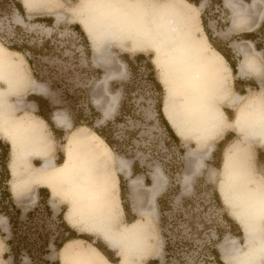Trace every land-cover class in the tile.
<instances>
[{"label":"rangeland","instance_id":"obj_1","mask_svg":"<svg viewBox=\"0 0 264 264\" xmlns=\"http://www.w3.org/2000/svg\"><path fill=\"white\" fill-rule=\"evenodd\" d=\"M78 1L38 0L26 9L24 0H0L1 45L5 48L8 45L20 46L22 52H19V56L24 60L27 75L48 88L45 95L23 91V108L16 110L15 114L19 116L22 111L36 114L33 104L26 101L41 99L44 101L41 113L50 115L53 110L59 111L70 122L77 121L78 125L74 127L71 123V128L85 126L90 130H100L111 145L113 158L123 159L129 168L132 163L136 164L137 172L130 177L138 179V194L147 205H150L147 188L152 185L153 174L159 173L160 186L152 200L155 214L148 217L152 244L159 249L155 256L144 259L143 264L153 259L157 260V264H215L210 250L220 252L222 259L220 244L225 238H236L237 243L244 244L245 231L230 213L220 192L223 180L221 167L217 170L212 167L222 163L224 147L235 139L242 140L241 134H229L226 140L217 145V137L233 130L228 128L200 146L192 138L178 135L180 138L176 140L168 135L156 107L158 100H161V111L165 117V88L160 81L162 65L157 62L154 49L158 41L153 40L143 52H130L116 42L101 43L98 52H94V44L82 29L75 13ZM243 1L251 4L252 0ZM198 2H190L188 13L194 26L202 25L206 41L213 48L231 45L234 53L242 57L241 48L247 51L250 46L254 48L253 43L251 45L250 41L243 40L242 31L256 30L255 42L260 48H256L254 56L261 75L248 73L234 76L230 71L229 87L231 93H245L242 102L259 94L264 98V25L258 30L259 25L264 23V0H258L255 11L248 8L251 21L234 25L236 27L232 25L231 13L224 6V0ZM14 3L21 4L23 12H18ZM256 19L259 21L253 25ZM76 25L80 26L86 38ZM137 55H141L138 60ZM26 57H30L31 65ZM128 61L132 62V68ZM109 72H115V76L104 85L101 82ZM150 73H153V78H150ZM153 79L160 84V91L155 88ZM247 84L251 85V89ZM176 94L183 103L184 91L180 89ZM111 96L117 98V106L111 115L104 117L95 101L99 99L102 104L113 106ZM12 98L15 99V96ZM238 105L229 106L221 102L219 106L226 111L229 119H233ZM32 108L33 113L30 111ZM44 131L54 149L51 156L57 158V162L63 161L70 130H62L61 127L54 129L50 125L46 129L44 124ZM249 145L255 171L264 178L263 159H260L264 148L259 142H250ZM212 149L215 152L211 155ZM33 163L39 164V160ZM118 174L123 175L121 172ZM123 180L119 194L117 182L114 191H117V199L125 212L120 219L125 222L139 215L132 208L134 200L128 178L124 177ZM36 185L21 189L20 194L15 196L19 199L13 200L20 209L18 230L25 233L29 243L26 250L20 253L19 264H61V247L56 251L54 241L60 243L66 237L61 230V217L69 208L70 196L65 186L69 187L70 184L59 181V187L52 195L55 198L50 201V210L36 202ZM216 193L219 198L215 196ZM0 220V228L4 231L0 246L4 252L7 251L5 240L12 236L6 217L0 214ZM76 229L79 235L87 238L83 244L91 242L103 250L109 261L119 260L116 251L100 235L87 234L79 227ZM0 264H12L11 256L4 260L0 257Z\"/></svg>","mask_w":264,"mask_h":264},{"label":"bare ground","instance_id":"obj_2","mask_svg":"<svg viewBox=\"0 0 264 264\" xmlns=\"http://www.w3.org/2000/svg\"><path fill=\"white\" fill-rule=\"evenodd\" d=\"M34 1L38 0H24V8L28 9ZM257 4L258 0H252L251 4L224 0L232 23L237 24L248 20V8L255 10ZM190 6L187 0H79L75 13L94 44V52L105 42H116L130 52H143L153 40L158 41L154 49L155 58L162 65L163 112L177 135L192 138L200 146L228 128L241 134L242 140L235 139L224 148L220 192L230 213L245 231L244 244L237 243L236 238H225L220 249L226 264H264V178L255 171L249 145L259 142L264 146V98L259 94L242 102L245 95L230 92L229 67L220 52L206 41L202 25L192 24ZM241 51L238 74L243 76L248 71L259 74L254 53L242 48ZM25 67L18 52L0 43L3 85L0 84V132L11 145L14 196L21 189L42 183L53 195L59 181H67L70 186L65 188L70 199L65 221L87 234L100 235L119 256L117 262H111L95 245L83 244L84 240L75 238L61 246V264H143L144 259L155 256L159 249L152 244L148 224V217L155 214L152 200L160 186L159 173L153 174L152 185L147 188L150 199L147 205L138 194V179L129 176L128 164L121 158H113L109 145L88 127L71 128L70 120L59 111L52 113V121L70 133L64 159L56 164L51 156L52 143L44 131L45 121L26 111L19 116L15 114L23 108V91L48 93L45 84L29 78ZM113 76L115 72L107 73L101 83L105 85ZM180 89L184 91L183 103L176 94ZM111 101L113 106L104 105L99 99L95 101L104 117L111 115L117 106L115 96H111ZM221 102L229 106L239 103L233 120L226 118L219 106ZM31 155L41 159V164L32 166L28 162ZM19 167H24V177H19ZM120 172L129 176L132 208L140 216L130 222L121 221L123 210L114 191L116 174Z\"/></svg>","mask_w":264,"mask_h":264},{"label":"trees","instance_id":"obj_3","mask_svg":"<svg viewBox=\"0 0 264 264\" xmlns=\"http://www.w3.org/2000/svg\"><path fill=\"white\" fill-rule=\"evenodd\" d=\"M189 2H192L194 4H198L199 0H188ZM15 5V8L18 12H23V7L21 4H18V3H14ZM263 25L264 23L261 24V26L258 28V30H261L263 28ZM79 31H80V34H82V36H84V38H86V35L84 34V32L82 31V29L80 28L79 25H76L75 26ZM256 39V33L254 34V40ZM260 48V46H257ZM8 49H11L13 51H16V52H22V48L20 46H17V45H8L7 47ZM141 58V55H137L136 56V60L140 59ZM26 61L28 62V64L31 65V61H30V57H26ZM227 62L231 68V71L233 74L236 73V70H235V64L231 61H229L227 59ZM128 65L131 66L132 68V62L128 61L127 62ZM150 78H153V73H150L149 74ZM153 83H154V86L155 88H157L159 91H160V84L158 83V81L156 79H153ZM161 100H158V103H157V110H158V116H159V119L160 121H162V123L166 126L167 130H168V133L171 135L172 138L178 140V138L174 135L173 131L171 130V128L169 127L168 123L166 122L165 118L163 117L162 115V112H161ZM74 122V126H77L78 123L77 121H73ZM109 124V123H108ZM102 139H104V141L111 147L110 143L108 142V140L103 136L102 132L100 130H97V129H93ZM226 140V138L224 139ZM222 140V141H224ZM221 141L217 143V145L219 144L220 145ZM216 145V146H217ZM7 148H8V145H7ZM225 148V147H224ZM7 151V150H6ZM215 152V151H214ZM5 153V152H4ZM3 153V154H4ZM3 156H6V153L5 155ZM260 159H263V164H264V154L260 156ZM220 164L221 162L219 163L218 166H216L218 169L220 167ZM132 170H133V173H136L137 172V169H136V164L133 163L132 164ZM8 180H9V173H8V170L6 168H4V170H0V214L5 216L6 219H7V222H8V225H9V230H10V233H11V236L12 238L11 239H7L5 240V244L7 246V251L6 253H4V257H8L9 255L11 256V263L12 264H19V257H20V253L23 252L24 250H26V246L29 244L28 243V237L25 235V233H22V231H19L18 230V226H19V223H20V219H19V216H20V209L15 205L13 199H12V196H11V193H10V190H9V185H8ZM146 181V179H145ZM119 182H120V187L121 185L123 184L124 180L121 176H119ZM215 196H217V198H219L218 196V193L215 194ZM48 197V195L46 196V198ZM39 204H44V206L50 210V207L48 205V203L46 202V200L44 199H41L38 201ZM160 209H162L160 207ZM51 212V211H50ZM136 218V217H134ZM134 218L128 220V221H131L133 220ZM61 222H62V227H61V230L64 231V233L66 234V237L62 238L61 242L60 243H55L54 241V246H55V249L57 251V249L59 247H61V245L69 240V239H72V238H82L84 240H86L87 238L83 235H78L75 233V231L73 229H71L63 220V216L61 217ZM127 221V222H128ZM22 233V236H20V234ZM0 235L1 237L3 236V233L0 232ZM20 236V237H19ZM91 243V242H90ZM95 245V244H94ZM96 246V245H95ZM102 253L103 250L101 248H99L98 246H96ZM208 248V247H207ZM211 254H212V258L214 259L215 261V264H224L223 261L221 260L220 258V255L218 253L217 250L215 249H212L210 250ZM105 254V253H104ZM106 255V254H105ZM107 257V255H106ZM108 258V257H107ZM109 259V258H108ZM110 260V259H109ZM112 261V260H111ZM57 264H59L58 262H56ZM146 264H157V260L156 259H153V260H149L148 262H146Z\"/></svg>","mask_w":264,"mask_h":264},{"label":"crops","instance_id":"obj_4","mask_svg":"<svg viewBox=\"0 0 264 264\" xmlns=\"http://www.w3.org/2000/svg\"><path fill=\"white\" fill-rule=\"evenodd\" d=\"M250 8H252V7H250ZM253 9V8H252ZM255 9H257V7L255 8ZM254 10V9H253ZM255 11V10H254ZM247 19L248 20H246V21H243V22H239L238 24H243V23H247V21H251V19H250V15L248 14L247 15ZM259 21V19H256L255 20V22L253 23V25H255L257 22ZM237 23H232V25L234 26V25H238ZM262 24V23H261ZM261 24L259 25V27L261 26ZM234 27H236V26H234ZM258 27V28H259ZM243 33H242V38H243V40H245V41H250V43H251V45H252V43L254 44V48L252 47V46H250V50H246L245 48H243L244 49V51H247L248 53H250V54H252V53H257V43L255 42V40H254V34L256 33V30H251V29H249V30H246V31H242ZM243 47V46H242ZM214 48H216L219 52H220V54L223 56V58L225 59V61H226V63H227V65H228V67H229V70L231 71V68H230V66H229V64H228V62H227V59L229 60V61H231V62H233L234 64H235V70H236V73L235 74H233L232 73V71H231V73L234 75V76H236L238 73H239V71H238V62L243 58V53H242V57H240V55H237L236 53H234V51L231 49L232 48V46L231 45H225V47H223V48H220V47H214ZM252 51H254V52H252ZM241 58V59H240ZM248 73H254V71H248ZM256 73V72H255ZM258 75H261L260 74V72H259V74ZM241 76V75H240ZM239 78V77H238ZM1 84V83H0ZM247 87H249V89H251L250 87H251V85L250 84H247ZM240 94V93H239ZM243 95H245V93L243 94ZM27 102H30L31 104H33V108H36V114L35 115H37V116H39L40 118H42L44 121H45V128L47 129V126H49L50 125V127L52 126L54 129L55 128H58V127H56L57 125H55V123L52 121V113H53V111L51 112V114L50 115H46V114H44V113H41V110H42V105L44 104V101H41V99H32V100H30V101H26V103ZM33 108L32 109H30V111L33 113ZM228 108V107H227ZM50 109V108H49ZM229 109V108H228ZM223 111H224V113H225V116H226V118L227 119H229L228 118V116H227V113H226V111L223 109ZM101 112V111H100ZM162 112V111H161ZM34 114V113H33ZM102 114V113H101ZM162 115H163V113H162ZM163 117H164V115H163ZM165 118V117H164ZM166 120V119H165ZM229 120H233V119H229ZM74 120H72L71 121V123H72V126H74V122H73ZM166 122H167V120H166ZM168 123V122H167ZM168 125H169V123H168ZM75 127V126H74ZM164 127H165V129H166V131H167V133H168V130H167V128H166V126L164 125ZM169 127L171 128V126L169 125ZM60 129V128H59ZM63 130V129H62ZM93 130V129H92ZM171 130L173 131V129L171 128ZM173 133H174V135L179 139L180 137L173 131ZM229 134H236L235 132H234V129L233 130H228V131H226L225 133H223V135H221V136H219V137H217L216 139H218L219 138V140H218V142H220V141H222V140H224L225 138H226V136H228ZM168 135H170L169 133H168ZM171 136V135H170ZM216 139H214V140H216ZM53 140V139H52ZM10 141L5 137V135L4 134H2L1 132H0V170H4V168H6L7 170H8V173H9V180H8V185H9V190H10V193H11V196H12V199L14 200H18L15 196H14V194H13V191L11 190V183L13 182V180H14V175H13V173H11L12 172V170H11V161H12V152H11V145H9L10 143H9ZM231 142V141H230ZM53 143H54V141H53ZM229 143V142H228ZM7 145H8V148H7ZM261 146H263V145H261ZM110 147V146H109ZM111 148V147H110ZM263 148H264V146H263ZM112 149V148H111ZM7 150V151H6ZM53 151H54V149H53ZM213 149H212V151H211V155H212V153H213ZM6 153V156H3V155H5V153ZM4 153V154H3ZM53 153V152H52ZM263 153H264V149H263ZM222 154H223V152H222ZM53 156V155H52ZM31 157V158H30ZM29 158H28V162L32 165V166H36V165H39L40 163H41V159H39L38 157H35V156H33V155H31ZM63 157H64V154H63V156H62V159H63ZM11 160V161H10ZM31 160H39V164H34L33 163V161L31 162ZM55 160V163L56 164H59L60 162H62V161H60V162H57V158L56 159H54ZM133 164V163H132ZM264 165V164H263ZM214 169H218L217 167H215V166H212ZM221 167V166H220ZM24 168V167H23ZM23 168H21V167H19V177H24L25 176V170L23 169ZM130 169H131V172H130V175L129 176H131V175H133L134 173H133V170H132V165L130 166ZM220 169V168H219ZM24 171V172H23ZM119 176H121L122 178H124L125 176H123V175H121V174H118V181H117V185H118V194H119V188H120V182H119ZM128 176V177H129ZM128 177H125V178H128ZM35 195H36V202H38L39 200H41V199H44V200H46V202L48 203V205L50 206V201L53 199V198H55V197H53L52 198V194H51V190L49 189V187L47 186V185H44L43 183L42 184H37L36 185V187H35ZM48 195V197L46 198V196ZM22 196H23V193H22ZM15 203V202H14ZM67 210H68V208H67ZM66 210V211H67ZM66 211L65 212H63V220L65 221V213H66ZM131 212V211H130ZM123 213H125L124 212V210H123ZM135 219V218H134ZM7 220V219H6ZM128 221V220H127ZM127 221H125V222H127ZM132 221V220H131ZM66 222V221H65ZM128 222H130V221H128ZM66 224L71 228V229H73L74 231H75V233L76 234H78L79 235V230L78 229H76L74 226H71V225H69L67 222H66ZM0 232H3L4 233V231H2V229L0 228ZM78 232V233H77ZM81 232V231H80ZM0 238H1V235H0ZM78 238V237H77ZM72 239H75V238H72ZM80 239H82V238H80ZM69 240H71V239H69ZM82 240H84V239H82ZM86 241V240H85ZM0 243H1V240H0ZM6 251H2V248H1V246H0V257L4 260V253H5ZM220 253V252H219ZM220 258H221V255H220ZM222 260V259H221ZM224 263V262H223ZM225 264V263H224Z\"/></svg>","mask_w":264,"mask_h":264}]
</instances>
